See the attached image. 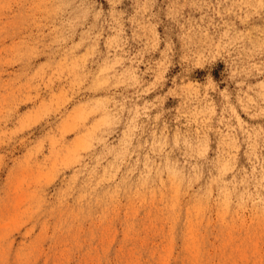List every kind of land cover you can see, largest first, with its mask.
I'll return each mask as SVG.
<instances>
[{"label":"rangeland","instance_id":"rangeland-1","mask_svg":"<svg viewBox=\"0 0 264 264\" xmlns=\"http://www.w3.org/2000/svg\"><path fill=\"white\" fill-rule=\"evenodd\" d=\"M0 264H264V0H0Z\"/></svg>","mask_w":264,"mask_h":264}]
</instances>
